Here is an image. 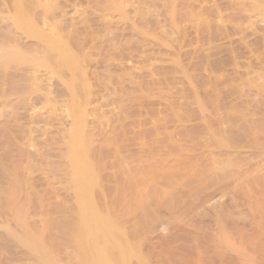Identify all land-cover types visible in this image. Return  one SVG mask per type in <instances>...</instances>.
<instances>
[{
    "label": "bare ground",
    "instance_id": "bare-ground-1",
    "mask_svg": "<svg viewBox=\"0 0 264 264\" xmlns=\"http://www.w3.org/2000/svg\"><path fill=\"white\" fill-rule=\"evenodd\" d=\"M144 1H75L86 17L95 16L84 22V15L77 17L81 9L75 8L77 14L70 8V2L77 6L72 0H0V264H205L208 258L210 264H264V0H218L226 4L222 12L231 15L241 4L243 21L248 20L245 9L250 13L252 8L253 18H248L256 29L253 34L250 22L236 21L251 25V34L248 28L245 32L255 39L236 40V53L229 45L239 69L231 74L233 94L217 99L210 81L206 84L194 72L196 61L185 49L198 43L202 20L214 18L213 9L195 12L191 0H167L149 16L139 11ZM96 12L113 19L131 17L126 41L116 36L111 53L104 36L93 40L107 27ZM234 18L224 17L223 27L229 29ZM186 21L193 26L189 30L181 28ZM158 23L175 35L176 44L173 36L159 39ZM238 25L229 30L244 37ZM219 27L210 28L217 29L212 35L226 32L217 33ZM228 32L224 40L232 36ZM140 39L152 49L161 43L166 58L143 75L119 63L136 61L123 50L140 52ZM219 40L214 43L221 48ZM222 61L220 69L227 65ZM215 78L214 84L229 83ZM130 109L133 113L125 117ZM174 132L180 139L173 138ZM228 183L236 184L240 196L244 190L246 206L229 192L233 199L228 196L226 210L216 203L211 208L217 189ZM193 184L197 189H189L191 195L187 188ZM247 212L251 239L232 219L235 234L225 231L227 219H247ZM213 214L221 219L218 232L207 233L201 223ZM188 233L195 237L190 244Z\"/></svg>",
    "mask_w": 264,
    "mask_h": 264
},
{
    "label": "rangeland",
    "instance_id": "rangeland-1",
    "mask_svg": "<svg viewBox=\"0 0 264 264\" xmlns=\"http://www.w3.org/2000/svg\"><path fill=\"white\" fill-rule=\"evenodd\" d=\"M73 2V4H75V5H77V6H74L73 8H72V4H71V2H70V4H69V2H68V4H69V6H70V8L72 9V10H77V9H75L76 7L79 9L80 8V5H79V3L78 4H76L77 2H78V0H72ZM75 1H76V3H75ZM92 1H95V0H92ZM145 1H148V2H151L152 4L150 5V6H152V7H150V6H148L149 4L147 3V2H145ZM143 3H141L140 5H139V11H140V7H141V11H140V13L142 14H147V15H149V16H151L154 12H155V9H153V8H155L157 5H159V6H157L158 8L160 7V6H163L164 4H166L167 3V0H145ZM214 1V4H212V3H210V2H213ZM213 1H211V0H191V2L192 3H194L195 5H194V8H196V11L195 12H197V10H199L200 8H202V7H205L208 11H209V9H213L214 11L217 9V6L215 7L214 5H218V7L221 5V7H222V9H221V7H219L218 8V10L220 9V11L222 12L223 11V8H224V6L226 5V4H223V3H220L218 0H213ZM217 1V2H216ZM216 2V3H215ZM219 2V3H218ZM154 3V4H153ZM157 3V4H156ZM143 4V5H142ZM156 4V5H155ZM210 4V5H209ZM211 5H213L214 7H215V9H214V7L213 6H211ZM147 6H148V8H147ZM154 6V7H153ZM212 7V8H209V7ZM235 6V5H234ZM234 6H230V7H232V8H234ZM130 7V6H129ZM145 7H146V9H145ZM150 7V8H149ZM156 7V8H157ZM226 7V6H225ZM235 7H239V4H237ZM240 7H241V4H240ZM240 7L237 9V8H234V12H232V15H233V13H234V15L232 16L231 15V12H230V10H228L227 12L226 11H224V12H222V14L223 13H225L224 15H220V13L221 12H219V15L221 16V17H219V15L217 14H215V12H213V10H212V12H210V15H211V17L212 16H214V18L212 17L211 19H209L210 18V16H208L209 18V20L211 21L212 19H214V20H212L211 21V25H213V26H215V27H212L211 25H210V22H209V20L207 19V17H205L203 20H202V23L203 24H201V27H203V28H199V32H198V34L199 35H201V37L199 38V40H198V43H197V41H196V44H195V42L192 44V45H190V47H187V48H185L186 49V51H189V54L191 55V56H193V62L194 61H196V62H194L193 63V65H194V68H195V70H194V72L196 71V73L199 75V78H201L203 81L205 80V83L207 84V82H206V80H208V82L210 83V89H211V91L213 92H211L213 95L214 94H217V95H214V96H216V98L212 95V97H214L215 99H217V96H218V98H219V96H221V95H228V96H231L233 93V88L232 87H235V85H233V86H230V85H232V84H235V81L233 80V82H232V78H233V76H231V74L234 72V70L236 71L237 69H239L238 67L239 66H237L238 65V58H237V56H235V55H237V54H235L236 53V46L238 45L237 43H239L240 41V43L242 44V41H243V39H245L244 41H245V43H246V38H250L253 34H254V32L253 31H255V29H256V27L254 26V24H252V23H254V22H252L254 19H252L253 18V16H250V13L252 12V8H250V13H249V11L247 12L246 10L247 9H245V7H244V9H245V12H246V14L245 15H247V16H245V18H246V20L247 21H243V20H245L243 17L244 16H242V12L244 13V11H243V9H240ZM81 8H82V6H81ZM80 8V9H81ZM84 8V7H83ZM229 8V7H228ZM232 8H229V9H231L232 10ZM242 8V7H241ZM80 9H79V11H80ZM129 9V8H128ZM142 9H144V11L142 10ZM235 9H237V10H235ZM151 10V11H150ZM239 10H242L241 11V13H240V11ZM78 10L77 11H75L77 14H79L81 11V13H80V15H76V13H75V15L78 17V18H80L81 16L82 17H84L86 14H83L85 11H83L82 9H81V11L79 12ZM217 11V10H216ZM239 11V12H238ZM253 11H257V10H255V8H253ZM146 12V13H145ZM151 12V13H150ZM229 12H230V14H229ZM236 12V13H235ZM101 13V12H100ZM97 13L96 12V16L98 17V16H100V17H98L99 19H102V17H104V15L101 13ZM213 15H212V14ZM217 13V12H216ZM228 13V16H225L226 14ZM238 13V15H239V17H241V20H240V18L239 17H237V15L235 16V14H237ZM240 13V14H239ZM253 13H256V12H253ZM252 13V14H253ZM97 14H99V15H97ZM249 14V15H248ZM84 15V16H83ZM87 15H89V17H84L83 19L85 20V18H86V20L84 21V22H86L87 20L89 21V19H90V17L92 16V17H95V16H93V15H91V14H88L87 13ZM128 16L126 17V18H118V19H116V18H108V17H104V19H102V22L104 21L105 23L104 24H106L107 25V27L105 28V34L104 35H100V36H97V35H95L94 36V38H93V40H94V42L96 43V42H98V41H101L100 39L103 37V39L105 38L106 40V42L108 43L109 42V47H108V50H109V52L111 53L112 52V47H111V45L113 44V43H115V41L117 42L118 41V39H122L123 41H126V40H124L125 39V36L127 35V37H128V33L130 32V30L131 29H128V28H131V27H129L130 26V21L128 20L129 18H131L130 17V15H129V13L127 14ZM241 15V16H240ZM244 15V14H243ZM216 16V17H215ZM218 16V17H217ZM232 16V17H231ZM96 17V18H97ZM223 17V18H222ZM224 17L225 18H231L229 21H231V20H233V18L234 17H237L236 19L234 18V20H235V23H236V25H238L237 24V22H239V23H242V24H244V25H248V24H250L251 22V24L253 25V26H251V28L253 29H250L249 30V27H247V26H244V25H242L241 24V26L240 25H238L239 26V29H240V27H241V29L240 30H244V32H245V28H246V30H247V28H248V30H249V32H250V34H251V30H252V32H253V34L252 35H250L249 36V32L246 34V32L248 31H246L244 34H246L248 37H245L246 35H244V37L242 36L241 37V35L242 34H240V33H237L236 32V35L235 36H233L234 34H232V33H234V31L233 30H229L230 28H231V26L232 25H234L235 23L234 22H232V24H231V26H228L229 27V29L228 28H226V27H223V26H226L225 24L223 25V23H226L225 21H224ZM248 17H252V18H248ZM89 18V19H88ZM97 18V19H98ZM105 18L107 19V22L105 21ZM217 18V19H216ZM222 19L221 21V23H220V21H219V19ZM81 19V18H80ZM82 19V20H83ZM122 19H124V20H122ZM205 19H206V21H205ZM238 19H239V21H238ZM121 20V21H120ZM147 20H149L148 18H147ZM216 20H217V22H216ZM226 20V19H225ZM109 21V22H108ZM116 21H118V23L120 24V22H121V24H120V28H119V24L116 22ZM145 21V20H144ZM209 22V25L208 24H206V23H208ZM227 22H229L228 20H226ZM237 21V22H236ZM251 21V22H250ZM125 22V23H124ZM146 22V25L147 26H150L149 25V21H145ZM148 22V23H147ZM188 22V23H187ZM218 22H219V24H220V27H219V29H221V30H218L217 31V33H222V32H228V31H230V32H228L227 33V36H229L230 34L233 36H230L229 38H227V37H225V38H227V39H225L224 40V38H223V36H225V35H223V34H225V33H222V34H216V35H214L215 34V30H217L218 29V26H219V24H218ZM247 22H250V23H247ZM89 23V22H88ZM107 23H112V25L110 26V27H112V28H110L109 27V25L110 24H107ZM113 23H114V25H113ZM187 23V24H186ZM216 23V24H215ZM126 24L128 25L127 27H126ZM159 24V25H158ZM157 25H156V33L158 34V37H159V39H160V37H162L163 35L166 37V38H168V40H170L171 39V41L172 42H174L175 44L177 43V39H176V37H175V35H172V34H170L168 31H169V29L168 30H166V28L164 27V26H162V24L160 25V23H158ZM206 24V25H205ZM218 24V25H217ZM118 25V30L115 28L116 26ZM185 25H187L186 27H185ZM209 26V29H208V26ZM222 25V26H221ZM228 25H230V22L228 23ZM124 26V27H123ZM242 26H244V28L242 29ZM158 27H160V29L158 28ZM163 27V28H162ZM191 27H193L192 26V24L189 22V21H186V22H184V24L182 23V25H181V28H188V30L191 28ZM233 27V26H232ZM235 27V30H238V28L236 29V27L237 26H234ZM234 27H233V29H234ZM254 27H255V29H254ZM120 33L119 35L115 32L116 30ZM122 28H125L124 30H121ZM127 28V29H126ZM159 30H158V29ZM206 28H207V30H206ZM210 28L211 29H213V28H217V29H214V31L212 30H210ZM107 29V30H106ZM113 30V31H110V30ZM163 29H165V31L163 30ZM203 29V30H202ZM223 29V30H222ZM224 29H225V31H224ZM232 29V28H231ZM115 30V31H114ZM125 30H127L126 32H125ZM211 31V32H209V31ZM122 31H124V33L122 32ZM157 31H159V32H157ZM162 31H164V32H162ZM207 31H208V33H211V34H208L207 35ZM111 32V35L109 34ZM113 32H115L116 33V35H114V33ZM212 32L214 33L213 35H212ZM232 32V33H231ZM113 33V34H112ZM123 33V34H122ZM230 33V34H229ZM122 34V35H121ZM126 34V35H125ZM159 34H161V35H159ZM203 34V35H202ZM237 34H240V36L238 35V37L240 38H238L237 37ZM256 34H258V33H256ZM256 34H255V36H256ZM106 35V36H105ZM114 35V36H113ZM123 35H125V36H123ZM210 35V36H209ZM218 35H222V37L221 36H218ZM113 36V37H112ZM116 36H117V38H118V36H119V38L118 39H116ZM121 36H123V37H121ZM167 36H170V37H172V38H170V37H167ZM209 36V37H208ZM213 36H216V38L215 37H213ZM115 37V38H114ZM126 37V38H127ZM204 37V38H203ZM211 37H212V40H210L211 39ZM217 37H220V38H222L221 40H219ZM253 37V36H252ZM250 38L249 40L250 41H253L254 39H255V37H253V38ZM170 38V39H169ZM208 38H209V40H208ZM231 38V39H230ZM242 38V39H241ZM102 39V40H103ZM176 39V40H175ZM206 39H207V41H206ZM219 40V41H222L221 42V45H222V47H225V48H227V50L225 49V54H223L224 52H223V48L221 49L220 47H219V43L218 42H216L217 43V45H216V43H214L215 41L214 40ZM234 41H233V40ZM252 39V40H251ZM110 40H114V41H110ZM141 40V41H140ZM140 40H138L137 42L139 43V48H138V50H140V52L138 51L137 53L134 51V50H131L132 52H131V54H129L130 52H129V50H128V52L127 51H125V50H123L125 53H124V55L126 56V54H127V57L129 56L130 58H132V57H134L133 59L134 60H136V61H134V62H130L129 60L130 59H126V60H122V61H116L117 63L119 62L120 64H121V62H123V61H125V66H126V64L128 65V66H123L124 64V62L121 64V66H123L124 67V69L125 68H128L129 66H130V68L129 69H127L126 71H129L130 69V71L129 72H131L132 71V73L134 72V70H136L135 72L136 73H138V74H140V75H143L142 73H144V72H147V71H150V70H152L155 66H160L161 65V63L163 62V64H165V59H163V56H161L162 55V51L160 50V48H161V46H159L161 43H159L158 41H156V43H154L152 46H153V49L151 48V43H149L146 39H140ZM173 40H175V41H173ZM224 40V41H223ZM228 40V41H227ZM232 41V45H231V41ZM236 40H239V42L237 41V43L235 42ZM142 41H143V43H142ZM147 41V42H146ZM201 41H203L202 43H201ZM209 41H213V42H209ZM243 41V42H244ZM250 41H248V42H250ZM262 41V40H261ZM145 42V43H144ZM209 43V48H208V44H206V43ZM233 42H235V43H233ZM124 43V48H126L125 47V42H123ZM211 43V44H210ZM244 43V44H245ZM145 44V45H144ZM155 44H159L158 46H156ZM198 44H200V45H198ZM202 44V45H201ZM216 45V46H214L215 47V49H214V47H213V45ZM150 47H148V46ZM195 45V46H194ZM206 45V46H205ZM229 45L230 46H235V49H234V47H230L231 48V50L229 49ZM145 46V47H144ZM196 46H198L197 48H196ZM203 46H204V48H203ZM159 47V48H158ZM217 47H219V50H218V48ZM107 48V47H106ZM105 48V49H106ZM131 48V47H130ZM194 48V49H193ZM201 48H203V49H201ZM208 48V49H207ZM104 49V50H105ZM142 49V50H141ZM153 50L152 52H153V55H152V58L150 59L151 60V63L148 61V57H147V55L150 53V54H152L149 50ZM199 49H201V50H199ZM228 49H229V51L232 53L233 51L235 52H233L235 55H231V53L230 52H228ZM234 49V50H233ZM159 50V51H158ZM192 50H194V51H192ZM202 50H204V52L202 51ZM207 52H206V51ZM217 50V51H216ZM220 50H222V52H220ZM233 50V51H232ZM134 51V52H133ZM142 51H143V53H142ZM146 51V52H145ZM191 51V52H190ZM198 51V53H196ZM211 51V52H210ZM214 51V52H213ZM215 51H216V53H215ZM192 52H194V53H192ZM203 52V53H202ZM157 53V55H155ZM159 53V54H158ZM206 53H209V54H206ZM221 53H222V56H221ZM227 53H229V54H227ZM165 53H163V55H164ZM169 54H170V52H169ZM194 54V55H193ZM199 56H198V55ZM201 54V55H200ZM204 54V55H203ZM211 54H213V55H215V56H213V55H211ZM218 54H220V57L218 56H216V55H218ZM228 56H227V55ZM246 54H250L249 52H246ZM245 54V60H247V62H249V60H248V57L250 58L251 56V54L247 57V55ZM133 55V56H132ZM135 55H137V56H135ZM209 55H211V56H209ZM230 55H231V57L232 56H234V58L232 57H230ZM111 56V55H110ZM109 56V57H110ZM132 56V57H131ZM155 56V57H154ZM159 56V58H157ZM170 56V55H169ZM205 56H207V57H205ZM209 56V57H208ZM225 56H227L228 57V59H230V61H227L228 59H226L227 57H225ZM109 57H106L107 59H108V61L110 60V62L112 61V59H113V56H111L110 57V59H109ZM138 57V58H137ZM154 57V58H153ZM162 57V58H161ZM167 57V56H166ZM201 57V58H200ZM210 57H212V58H210ZM247 57V58H246ZM195 58V59H194ZM205 58V59H204ZM213 59L214 60V64L216 63L217 64V62H219L217 65L215 64V66L217 67V68H214L213 67V69L215 70V69H219V70H216L215 71V74H214V70H213V72H212V65H211V63H212V61L213 60H211L210 61V59ZM216 58H218V60L216 59ZM221 59V61L222 60H224V61H222V63H224L225 64V61H226V63H227V65L226 66H224L222 69H224L223 71H222V69H220V59ZM158 59V60H157ZM163 59V60H162ZM201 59V60H200ZM204 59V60H203ZM237 59V60H236ZM114 60V59H113ZM153 60V61H152ZM159 60H160V62H159ZM162 60V61H161ZM169 61H171L170 59H168ZM198 60V61H197ZM206 60H207V62H206ZM234 60H235V62H234ZM244 60V61H245ZM115 61V60H114ZM141 61V62H140ZM200 61V62H199ZM202 61V62H201ZM231 61H232V64L233 65H231V64H229V63H231ZM131 64H133L132 66L130 65V63ZM137 62H138V64H137ZM145 62H147V63H145ZM149 62V63H148ZM155 62H156V65H155ZM166 62H168V61H166ZM204 62V63H203ZM208 64V63H210V64H206V63ZM229 62V63H228ZM246 61H245V65L247 66V63ZM112 63H113V61H112ZM129 63V64H128ZM143 65H142V64ZM153 63V64H152ZM235 63V64H234ZM247 63V64H246ZM151 64V65H150ZM158 64V65H157ZM200 64H202V66L200 65ZM205 66H209L210 68H209V70H211V72H212V74L211 73H209V70H208V68L207 67H205ZM135 65H137L138 66V68H137V66H135ZM150 65V66H149ZM229 65H231L229 68H228V66ZM134 66V67H133ZM234 66H237V67H234ZM141 67V68H140ZM203 67V68H202ZM219 67V68H218ZM133 68H134V70H133ZM140 68V69H139ZM229 69L230 70V72L228 73V71L226 72V70L227 69ZM247 68H248V66H247ZM142 69V70H141ZM149 69V70H148ZM203 69H205L204 71H202ZM207 69V70H206ZM226 69V70H225ZM138 71V72H137ZM199 71V72H198ZM202 71V72H201ZM217 71H219L218 73H217ZM248 71V70H247ZM249 71H250V69H249ZM142 72V73H141ZM220 72H226V73H220ZM216 73L218 74V75H216ZM235 73V72H234ZM205 75V77H204V75ZM211 74V75H210ZM220 74H221V76H220ZM226 74V75H225ZM213 75V76H212ZM216 75V76H215ZM176 76V75H175ZM216 77L215 79H221L222 81H223V79H227V81H229V83H226V82H221L223 85H221V83H215L216 85H221V87H217L215 84H214V82H212V81H214V78H212V77ZM225 76H227V77H225ZM228 76H231V78L230 77H228ZM212 79H211V78ZM219 77H223V78H219ZM210 78V79H209ZM226 79L224 80V81H226ZM231 80V81H230ZM220 81V80H219ZM215 82H217V80L215 81ZM226 83V84H225ZM225 84V85H224ZM211 85H212V87H211ZM226 85H227V87H226ZM229 85V86H228ZM214 86H216V87H214ZM223 86V87H222ZM224 87L226 88V91H224ZM215 88V89H214ZM220 88H222V91H221V89ZM229 88H232V89H230L229 90ZM214 89V90H213ZM217 89L219 90V91H217ZM215 90H216V92H215ZM232 90V91H231ZM221 91V93L220 94H218V92H220ZM226 92H228V93H226ZM137 101H139L138 102V104L141 102V100H140V98H138L137 99ZM229 107V106H228ZM130 107L128 106V108L126 107V109H129ZM126 109H125V111H126ZM226 109V111H224L226 114H229L230 112H231V107H229V109L228 108H225ZM132 109H130V110H127V113L126 112H124L125 114V117H127V116H129L130 114H132L133 112L132 111H134V110H132ZM138 112H140L139 110H138ZM227 112H229V113H227ZM127 115V116H126ZM261 127V126H260ZM253 128H255L256 129V127H253ZM253 128H252V130H253ZM172 131H175L176 132V129L175 130H172ZM175 132L173 133V138H175L176 140H178L177 139V137L179 136V139H180V135H175L174 136V134H175ZM199 133V132H198ZM235 135V134H234ZM234 139V138H233ZM244 140H246V137H245V139ZM229 184V185H228ZM227 184V186H224V185H226V184H224L221 188H218L217 189V191L219 192L220 191V193H218L217 194V196L215 197L216 199H214L213 201H215V202H213V201H211V202H209L208 204H209V206H211V208H213V206H214V203H216L218 206H222V208H223V210H226L227 208L226 207H228V198L230 197V198H232L233 196L235 197L236 195V197H235V199H236V201L237 200H239L240 202V204H245V206H246V203L245 202H241V201H246L245 199L244 200H242L244 197H245V194H244V190L242 191V193L244 194H242V196H240L241 194H239V192H238V188H237V186H236V184H234V183H228ZM233 185V186H232ZM196 184L194 185H192L191 186V188L190 187H188L187 189L189 190V189H193L192 187H194V189H197L196 187ZM192 190H189L188 192L192 195V192H191ZM236 191V192H235ZM188 192H186L187 193V195H189V196H191ZM211 192H213V191H211ZM226 192V194H225V196L223 195L224 193ZM231 193L232 195L230 196L228 193ZM233 192H235V194L233 193ZM223 193V194H222ZM207 194H209V193H207ZM220 194L222 195V196H220ZM228 194V195H227ZM202 195H204L203 193H202ZM221 197V200H220V198H219V196ZM227 195V196H226ZM229 196V197H228ZM199 197V195L198 196H196L195 198H198ZM223 197H224V199H225V201H224V199H223ZM226 197V198H225ZM237 197H238V199H237ZM240 197V198H239ZM218 199V200H217ZM223 199V200H222ZM233 199V198H232ZM241 199V200H240ZM220 200V201H219ZM227 201V202H226ZM218 202V203H217ZM235 202V201H234ZM207 204V205H208ZM224 204H226V205H224ZM216 205V206H217ZM225 206V207H224ZM247 216L246 217H248L247 219H237V218H235V220H237V221H235V220H233L234 218L233 217H230L229 219H227V221H225V223H224V227H225V231L226 232H228V233H231V234H235V232L233 233V231H236V227L235 226H237V229H240V230H242V231H244V233H247L246 235L251 239L252 238V236L251 235H249L250 233H251V231H250V229H251V227L250 226H252V215L249 213V212H247V214H246ZM251 216V217H250ZM208 217V218H207ZM212 217L215 219H212ZM208 220H207V219ZM251 218V219H250ZM206 219V220H205ZM205 219H204V221L201 223V226H202V228L207 232V233H212V232H214L215 231V229H216V231L218 232V230H217V228H218V225H219V223H217V221L219 220V221H221V219H219L218 217H214V214L212 215V216H206L205 217ZM218 219V220H217ZM232 219V222H234V223H236V224H234V223H232L230 220ZM213 220V221H212ZM243 221V222H242ZM247 222V223H246ZM223 223V222H222ZM228 223V224H227ZM239 223H241V224H239ZM243 223V224H242ZM246 223V224H245ZM213 224V225H212ZM226 224V225H225ZM235 226H234V225ZM247 224L249 225V226H247ZM230 225H232V227L230 226ZM240 225H241V228H240ZM210 226V227H209ZM212 226V227H211ZM215 226H217L216 228H214ZM223 227V226H222ZM235 227V228H234ZM210 228V229H209ZM212 228H214V229H212ZM212 231V232H211ZM230 231V232H229ZM248 231V232H247ZM187 243L186 244H190V242L192 241H194V239H195V237L193 238L192 236H191V233H188L187 235ZM190 238V239H189ZM209 237H205L204 238V243L205 244H210V241H209V239H208ZM192 239V240H191ZM249 239V243H251V240ZM191 242V243H192ZM186 254H188V253H186ZM209 259V258H208ZM207 259V260H208ZM207 260H205V264H208L209 263V261H208V263H206L207 262ZM210 264V263H209Z\"/></svg>",
    "mask_w": 264,
    "mask_h": 264
}]
</instances>
